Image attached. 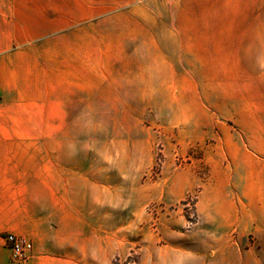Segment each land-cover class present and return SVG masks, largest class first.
I'll use <instances>...</instances> for the list:
<instances>
[{
  "label": "rangeland",
  "instance_id": "rangeland-1",
  "mask_svg": "<svg viewBox=\"0 0 264 264\" xmlns=\"http://www.w3.org/2000/svg\"><path fill=\"white\" fill-rule=\"evenodd\" d=\"M0 143L72 171L81 264H264V0H0Z\"/></svg>",
  "mask_w": 264,
  "mask_h": 264
},
{
  "label": "crops",
  "instance_id": "crops-1",
  "mask_svg": "<svg viewBox=\"0 0 264 264\" xmlns=\"http://www.w3.org/2000/svg\"><path fill=\"white\" fill-rule=\"evenodd\" d=\"M178 16L174 15L173 22L178 21ZM181 22L185 25L175 29L170 36L192 38L194 32L189 29L190 21ZM206 27L205 24L198 34L203 45L208 46L209 38L219 34ZM142 32L143 36L148 34L146 30ZM156 34L152 32L154 38H157ZM25 146L0 143V233L5 231L31 240L32 257L25 264H81L82 255L84 261L95 262L96 241H57L61 230L68 231L63 236L70 240L81 223V195L72 182V171L56 164L57 159L47 154L42 158L35 156L32 149ZM211 212H216L213 206ZM217 213L220 214V210ZM50 222L56 226H50ZM61 222L68 224L67 227L61 226ZM0 264H14L1 237Z\"/></svg>",
  "mask_w": 264,
  "mask_h": 264
},
{
  "label": "built area",
  "instance_id": "built-area-1",
  "mask_svg": "<svg viewBox=\"0 0 264 264\" xmlns=\"http://www.w3.org/2000/svg\"><path fill=\"white\" fill-rule=\"evenodd\" d=\"M3 240L12 263L25 264L31 259L33 246L30 240L13 233H6Z\"/></svg>",
  "mask_w": 264,
  "mask_h": 264
}]
</instances>
